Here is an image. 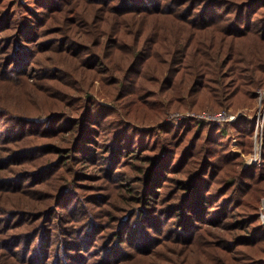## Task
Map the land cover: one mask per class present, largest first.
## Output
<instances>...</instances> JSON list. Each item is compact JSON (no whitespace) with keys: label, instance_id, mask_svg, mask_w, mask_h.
I'll use <instances>...</instances> for the list:
<instances>
[{"label":"trees","instance_id":"1","mask_svg":"<svg viewBox=\"0 0 264 264\" xmlns=\"http://www.w3.org/2000/svg\"><path fill=\"white\" fill-rule=\"evenodd\" d=\"M258 88L264 0H0V264H92L94 251L120 264L164 240L222 252L204 264H264V125L261 164L243 168L255 118L165 121L253 108ZM142 103L148 130L135 127ZM126 154L143 177L126 176L127 203L103 227L73 164L103 163L114 181Z\"/></svg>","mask_w":264,"mask_h":264},{"label":"rangeland","instance_id":"2","mask_svg":"<svg viewBox=\"0 0 264 264\" xmlns=\"http://www.w3.org/2000/svg\"><path fill=\"white\" fill-rule=\"evenodd\" d=\"M259 90L264 91V88H258V90L256 92L257 93V100H256V104L254 105L253 108L244 107V108H238L235 110L232 108H229L227 111V115L238 116L237 119H239L241 117H248L251 119L255 118V129H254V135H253L254 152H255L256 143H261V147H262V137H263L262 134H263V125H264V102L262 103V107L260 108L259 95H258ZM115 95H116V92H115ZM98 96L108 97L109 100H113L115 98L113 92H111V90L107 86L99 88ZM98 96L96 98V101H98L100 104L101 103L104 105H110V104L112 105L113 104V103L103 102ZM158 100H160L159 97H158ZM161 100H163L165 102V100L162 97H161ZM49 108H50L49 102L45 103L44 109L48 110ZM143 108H144V104L142 103V110H140V111H142L144 115L140 114L139 120L144 122V123H141V124L135 123L136 124V126H135V124H134L135 121H133V119H132V126L134 125L135 127H142L143 129L148 130L152 126V125H150V123L153 121V119L148 121L146 118L149 115L152 116L154 114L152 112L144 110ZM258 111H260L261 116L263 115V120H262L263 123H262V129L259 130L258 135H256ZM136 113L138 114V111ZM166 113L167 114L165 116L166 117L165 121L168 122L174 128H177V127L181 126L183 123H187L189 121H195V122L204 123L205 125L220 126V127H223L226 124H232V123L236 122V120H235L234 122L219 123L218 121H216L213 118V116H214L213 114H215V113H211V112L169 111ZM218 113H225L226 114V112H218ZM132 137H133V135H132ZM104 142H102L101 139H99V142H97V144L94 146L93 151L90 153L89 156L95 157V155H97V153L95 152L96 151L95 149L102 150L103 149L102 147L106 145ZM107 144H108V141H107ZM125 145H128V143L126 142ZM89 147H92V144H89ZM231 147H232V150L235 152L240 151L235 139H232ZM254 152L248 156H243L244 157L243 158L244 159L243 168H248L251 166H260L261 154H260V163L258 165H247V162H249L250 158L254 155ZM65 153H67V151ZM100 160L101 159L98 158V161H100ZM141 163H142L141 161H136L133 159L131 161V159L128 158V154H126L123 158L116 160L115 165L119 164L120 166H117V167H119L118 169H120L122 172H120L121 174L119 176H117L116 180H114V181L112 180V177L110 175L105 176L104 174H102L101 167L103 166V163L102 164H90V165H87L83 168H78L73 164V167L76 168L81 174H83L85 176V178L82 177V178L78 179V186L76 187V190L80 194H82L85 198H86V196H88L90 194H97V193L102 198L100 201L99 200L95 201L96 203H100V204H98L94 208L93 211L95 213H98L99 216L101 213L102 214L101 218H104L105 222L108 221L107 224H105L103 227H108L113 221H115L114 213H115L116 208L120 207V206H124L127 203L126 200L128 198V193H130V192H128V189L129 188L132 189L131 185H133L132 183L135 181V179L132 178V179L128 180L126 178V176H131V177L137 176L139 180L142 179L143 176H138L136 174V173H138V171L136 169V167H137L136 165L141 164ZM171 175H173V174L171 173ZM63 176L64 177L68 176V172L66 169L63 172ZM118 180H121V182H118ZM75 181H76V178H75ZM124 181H127V187L126 188L124 186H121ZM12 198H14V197H12ZM85 201L89 202V200H87V199H85ZM10 202L13 203L14 201H10ZM60 224L63 225L64 221H60ZM128 246H129V244H127V246H125L124 248H127ZM172 247H175L174 249L179 248V246H175L174 243H172V241L164 240L163 244L158 246V248L155 251H153L151 254L140 255V256H132V254H130L120 264H154L153 263L154 261H157L160 264H167L165 261H162L163 257H164V259L170 258V257H172L173 259L176 258L178 260H185L186 259V261L191 262V263L200 257L201 261L199 263L204 264V261H206L208 259H213L217 255H219V253H222V252L216 251L212 247L200 248V247L196 246V244H193V245H190L189 247H181L180 246V249H182V251L178 254L177 251L170 249ZM127 251L130 252L132 250L127 249ZM174 252L178 255H174L173 254ZM162 253H166V255H164ZM90 259H91L90 263H92V264H107L109 262H112L114 258L111 255L110 258L103 259L104 261H101L99 251H94L90 255ZM86 260L87 259H84V261H86ZM180 262L183 264L182 261H180ZM0 263H1V261H0Z\"/></svg>","mask_w":264,"mask_h":264},{"label":"built area","instance_id":"3","mask_svg":"<svg viewBox=\"0 0 264 264\" xmlns=\"http://www.w3.org/2000/svg\"><path fill=\"white\" fill-rule=\"evenodd\" d=\"M258 95H259V105L261 108L262 103L264 102V91L259 90ZM213 115H214L213 118L219 123L234 122L235 120H237L238 117V116L227 115V113L226 114L215 113ZM262 120H263V115L261 116L260 111H258L256 135H258V131L262 129V123H263ZM260 154H261V143H256L254 155L250 158L249 162H247V165H258L260 163ZM259 219L261 224L264 225V204H262L260 208Z\"/></svg>","mask_w":264,"mask_h":264}]
</instances>
